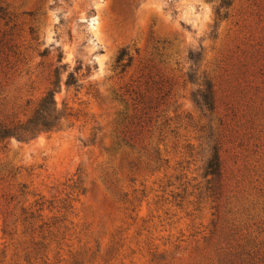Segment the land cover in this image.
Instances as JSON below:
<instances>
[{
    "label": "rangeland",
    "instance_id": "374dc122",
    "mask_svg": "<svg viewBox=\"0 0 264 264\" xmlns=\"http://www.w3.org/2000/svg\"><path fill=\"white\" fill-rule=\"evenodd\" d=\"M229 1L217 16L221 0H0L10 15L0 30L16 53L0 75V119L29 115L58 50L69 72L82 64L80 88H66L63 74L55 95L71 108L62 127L0 146V264H69L77 254L84 264H211L214 220L233 225L240 243L264 244V0ZM121 50L132 57L123 73ZM194 52L197 83L204 73L215 92L211 114L190 98ZM149 74L170 92L136 136L133 92H144ZM129 138H139L133 148ZM200 138L221 143L226 181L214 202L198 199L210 144ZM66 193V221L26 262L39 233L21 209L60 217Z\"/></svg>",
    "mask_w": 264,
    "mask_h": 264
},
{
    "label": "trees",
    "instance_id": "16d2710c",
    "mask_svg": "<svg viewBox=\"0 0 264 264\" xmlns=\"http://www.w3.org/2000/svg\"><path fill=\"white\" fill-rule=\"evenodd\" d=\"M231 6L229 0H221L219 8L216 11V15L219 16L221 9H228ZM225 14L223 18H226ZM10 15L5 9L0 8V21L4 22V27L9 23ZM32 33V31H30ZM12 34L9 32L0 30V75L5 76L6 72L10 69L9 57L12 54L14 57L16 53L13 51ZM56 56L58 66L54 67L48 75V87L44 94L33 106L29 115L25 119L15 118H2L0 119V146L7 140L14 139L20 143H28L35 140L42 134L50 133L59 130L62 127L63 122L71 116V108L65 104L58 106L55 95L60 91L62 84V75L65 74L63 84L66 88H80L79 80L76 74L81 70L82 64L72 71H68V64H62L63 52L58 50ZM40 57H45L44 53L39 54ZM188 62L190 63L189 71L186 73L187 80L194 84L197 88L191 93L190 98L194 106L203 114H211L215 111V92L213 85L206 79L203 73L201 80L197 83L196 69H193L200 62V53L194 52L188 54ZM132 64V57L126 50H121L116 58V68L120 69L123 73ZM87 73L90 72V66H86ZM158 74V73H157ZM154 74L152 77L150 74L146 76L144 82V92H133L134 106H138L139 116L133 117L134 132L135 135H139V130L142 129V125L146 126L152 122V117L157 114V109L162 105L163 101L168 97L170 90L167 89L168 82L162 79V76ZM232 104V101H231ZM227 104L226 106H230ZM139 138H129V144L132 148L136 146ZM204 141L209 140L208 157L204 164L203 175L204 186L202 187L203 193L198 196L199 200L210 199L212 202L217 201L222 196V190L225 185L223 163L219 154L220 141L217 138H200ZM154 162H158V153L154 152ZM228 179V178H227ZM224 181V183H223ZM69 188V187H68ZM71 190L76 189L70 187ZM24 187H21L20 193L23 194ZM71 193H66L65 200H62V206L59 210L63 211V215L60 217H53L50 219L44 218L42 215L34 216L32 212H28L21 209V214L24 216L23 222L26 223L29 228L28 231L39 233L38 240H32L30 247L26 253V262H29L31 256L34 260L37 256L42 255L48 250L49 243L45 244L46 240L54 239L56 233L59 232L61 225L66 221V216L69 211L67 201ZM125 197V196H124ZM123 197V198H124ZM43 203H37L39 207L37 210L41 212ZM49 209H53V202L49 203ZM38 219L40 225L34 228V220ZM233 225L230 227L219 226L218 220H214L211 224L210 236L206 239L210 240L216 237L214 243V259L211 264H264V244H254L250 241L238 242L236 230L233 229ZM218 236L220 238H218ZM86 255L77 254L72 256L69 264H84ZM87 262V261H86Z\"/></svg>",
    "mask_w": 264,
    "mask_h": 264
}]
</instances>
